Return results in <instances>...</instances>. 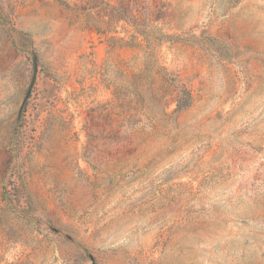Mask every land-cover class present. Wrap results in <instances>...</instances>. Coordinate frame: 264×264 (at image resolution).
<instances>
[{"label": "rangeland", "instance_id": "1", "mask_svg": "<svg viewBox=\"0 0 264 264\" xmlns=\"http://www.w3.org/2000/svg\"><path fill=\"white\" fill-rule=\"evenodd\" d=\"M0 264H264V0H0Z\"/></svg>", "mask_w": 264, "mask_h": 264}, {"label": "trees", "instance_id": "2", "mask_svg": "<svg viewBox=\"0 0 264 264\" xmlns=\"http://www.w3.org/2000/svg\"><path fill=\"white\" fill-rule=\"evenodd\" d=\"M187 99H185V100H180V99H178L177 100V103H176V105H177V108H180V107H182V106H186L187 105Z\"/></svg>", "mask_w": 264, "mask_h": 264}]
</instances>
